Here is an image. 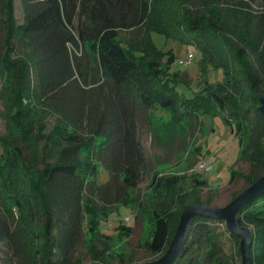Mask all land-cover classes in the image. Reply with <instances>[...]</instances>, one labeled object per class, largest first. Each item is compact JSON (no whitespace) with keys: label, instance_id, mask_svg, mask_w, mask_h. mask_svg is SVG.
Instances as JSON below:
<instances>
[{"label":"trees","instance_id":"16d2710c","mask_svg":"<svg viewBox=\"0 0 264 264\" xmlns=\"http://www.w3.org/2000/svg\"><path fill=\"white\" fill-rule=\"evenodd\" d=\"M16 1L0 0V49L9 39L19 50L16 59L1 62L14 81L6 91L12 137H0V241L24 252L25 264H82L73 251L85 220L98 238L93 258L111 264L118 254L123 264L125 249L117 253L114 234L100 224L115 207L144 205L137 193L148 162L140 112L151 123L153 108H161L171 123L200 125L201 113L220 114L239 135L238 159L249 164L246 172L233 167L231 180L240 175L249 185L264 173V0H20L21 22ZM154 28L195 43L203 69L223 67L224 79H202L191 96L180 94L178 82L190 79L171 72L176 56L163 59ZM122 30L130 32L128 41L119 39ZM23 139L35 144L32 159L17 142ZM100 165L109 171L103 183ZM191 175L194 187L183 190L188 173L154 172L151 251L167 249L183 208L199 201L196 191L208 181ZM42 213L45 220L37 223ZM238 214L252 228V263L264 264V192ZM223 221L196 215L171 264H239L224 253L217 229ZM119 226L126 233L132 228Z\"/></svg>","mask_w":264,"mask_h":264},{"label":"rangeland","instance_id":"374dc122","mask_svg":"<svg viewBox=\"0 0 264 264\" xmlns=\"http://www.w3.org/2000/svg\"><path fill=\"white\" fill-rule=\"evenodd\" d=\"M17 9L14 11L15 19L18 22L23 20V10L20 0L16 1ZM7 15L5 16V19ZM7 22V20H5ZM5 38L11 34L9 22L6 23ZM153 43L163 53V59L166 60L169 53H174L176 58L171 65V72H180L190 79L189 82L180 80L177 90L180 94L191 96L198 88L202 79L208 78L210 81L217 82L224 79L223 67H216L209 63L205 69L202 67L203 51L195 43L183 41L174 36H168L166 32L159 29H151ZM131 38L129 31L122 30L120 40L128 41ZM12 39H10L12 43ZM19 50L11 49L9 39L5 46L0 49V137H12L11 114L9 110V101L6 99V91L11 87L14 81L13 74L5 70L1 62L7 59H16ZM190 55L192 60L189 63H183L181 60H187ZM139 115V136L143 142L147 156V165L142 173V177L137 188L139 199L142 198L143 206L137 203L133 206L123 205L113 208L107 219H103L100 229L106 233L114 234L113 248L119 253L122 248L125 249V258L123 264H133L155 260L165 253H156L147 246V240L151 237L154 228V219L152 204L157 199L152 189V177L154 172L159 174L169 173H188V177L183 183V190H190L194 186L192 175L189 173V167L197 162L200 157L211 156L215 162L211 171H206L202 176L208 177L207 183L200 187L196 192L199 201L211 199L212 204L219 206L227 204L232 199V192L242 191L248 185L245 179L237 175L231 180V169L246 172L249 169L248 162L238 159L240 153L239 135L232 129V125L224 122L220 114L204 112L201 113V125L194 119H185L183 122L170 121L169 112L161 108H153V121L150 122L149 116L145 113ZM16 141V139H14ZM23 153L28 159L35 155L34 145L29 139L17 141ZM44 141L38 142L37 152L41 154ZM1 150V146H0ZM109 179L108 169L100 165L97 173L99 183L106 182ZM223 180V181H222ZM144 198V199H143ZM16 211V207L13 208ZM45 215L42 213L36 219L37 223H43ZM9 221L13 218L9 216ZM130 225L132 228L128 233L120 228V224ZM221 231L220 240L224 253L241 264L242 255L240 250L241 236L235 239L227 227L225 221L217 224ZM126 231V230H125ZM45 238L42 239V246ZM98 238L88 230L86 220L82 231L76 240L74 247V259L80 258L82 264H91L97 262L92 256V242L97 243ZM238 251V252H237ZM19 249L14 247L12 241H0V264H25L23 255ZM116 254V252H115ZM119 256L111 264H120Z\"/></svg>","mask_w":264,"mask_h":264},{"label":"water","instance_id":"95a60500","mask_svg":"<svg viewBox=\"0 0 264 264\" xmlns=\"http://www.w3.org/2000/svg\"><path fill=\"white\" fill-rule=\"evenodd\" d=\"M260 110L264 114V93H259ZM264 192V173L253 183L249 184L227 204L219 206L209 202L192 201L185 205L181 212L180 220L172 240L165 253L155 260L138 262L133 264H171L185 242L192 221L196 215H203L215 219H222L226 222L228 229L241 236L240 250L242 255L241 264H253L251 260L252 228L242 224L238 211L247 202ZM91 264H105L97 261Z\"/></svg>","mask_w":264,"mask_h":264},{"label":"built area","instance_id":"2783aa9c","mask_svg":"<svg viewBox=\"0 0 264 264\" xmlns=\"http://www.w3.org/2000/svg\"><path fill=\"white\" fill-rule=\"evenodd\" d=\"M192 60V56L187 60H181L183 63H189ZM215 162L213 161L212 157H205V158H200L197 162L192 164L189 167V172L190 173H202L204 174L206 171H211L214 168Z\"/></svg>","mask_w":264,"mask_h":264},{"label":"crops","instance_id":"0c3cea01","mask_svg":"<svg viewBox=\"0 0 264 264\" xmlns=\"http://www.w3.org/2000/svg\"><path fill=\"white\" fill-rule=\"evenodd\" d=\"M200 158H202V157H200ZM200 158H199V159H200ZM205 178H207V179H208V177H205ZM222 181H223V180H222Z\"/></svg>","mask_w":264,"mask_h":264}]
</instances>
